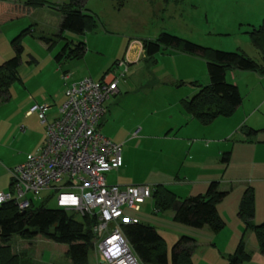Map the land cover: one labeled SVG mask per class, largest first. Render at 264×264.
Here are the masks:
<instances>
[{
  "label": "rangeland",
  "instance_id": "1",
  "mask_svg": "<svg viewBox=\"0 0 264 264\" xmlns=\"http://www.w3.org/2000/svg\"><path fill=\"white\" fill-rule=\"evenodd\" d=\"M8 1L24 4L25 0ZM67 3L68 0H45L43 7L14 8L15 18L0 21V65L15 55L12 41L22 31L30 30L19 38L23 52L15 70L17 80L11 83L7 96H0V123L12 116V110L20 107L28 94L47 98L54 95L53 101L60 102L56 95L60 96L67 84L83 77L98 81L108 71L107 75L117 79V92L104 103L99 131L121 145L124 160L118 170L106 173L107 182L155 186L176 179V184L165 187L180 199L202 194L205 189L198 190L203 180L218 182V190L227 192L215 206L224 220V227L218 233L206 227L193 229L172 222L171 211L155 214L153 202L149 200L139 212H129L143 224L156 228L165 243L169 264L171 246L179 236L195 240L191 253L193 264H227V258L241 238L251 256L245 264H264V255L258 252L253 233L244 232L235 215L242 190L247 185H258L255 179L264 178V159L260 157H264V80L240 78L237 74L240 70L228 69L225 81L232 84L233 72L241 97L234 114L229 118H215L207 125L191 124L186 132H179L174 129L179 115L191 117L179 101L196 93L197 87L192 82L199 86L208 83L205 60L173 48H162L146 59L141 51V41L155 40L166 33L202 48L239 52L261 64V52L252 46L245 33L260 24L264 0H86L83 12L92 16L95 26L84 35L64 32L61 39L57 37L62 20L58 9ZM44 38L55 41L50 50ZM64 42H84L87 49L84 56L57 65L53 56ZM138 49L139 55L134 58L133 53ZM259 75L264 79V75ZM254 107L255 111L250 114ZM54 108L48 115L49 120L54 119ZM238 120L243 121L240 124L244 127L257 130L254 136L242 137L241 129L235 128ZM35 123L44 128L38 117H33L23 123V131L18 132L28 135ZM167 135L177 138L178 143L164 139ZM242 138L243 142H237ZM32 144V138L23 141L18 134L11 147L27 155L36 152L30 153ZM226 151L230 152V157L228 163L223 164L219 159ZM2 175L5 174L0 168V187L5 186L0 193L6 194L9 190ZM194 180L197 182L190 187V181ZM260 187L256 198L262 212L264 191ZM48 194L50 192H42L38 197L27 195V198L38 205ZM48 206L56 208L55 197ZM74 218L82 219L77 213ZM9 245L14 252L24 251L26 258H23L28 259V264H71L65 256L66 245L42 236L32 241L13 236ZM95 257L92 249L89 261Z\"/></svg>",
  "mask_w": 264,
  "mask_h": 264
},
{
  "label": "trees",
  "instance_id": "2",
  "mask_svg": "<svg viewBox=\"0 0 264 264\" xmlns=\"http://www.w3.org/2000/svg\"><path fill=\"white\" fill-rule=\"evenodd\" d=\"M85 1L68 0L67 4L58 9L62 15L58 38L62 39L64 32L84 35L95 26L92 16L83 12ZM43 6L45 0H25L24 4L0 0V21L15 18L14 8L33 9ZM24 32L30 30L22 31L12 41L15 51L13 58L0 65V96H7L11 83L17 80L15 70L20 65V56L23 52L19 38ZM245 34L252 46L261 52V64H256L239 52L202 48L166 33H161L155 40L141 41V46L145 59L159 53L162 48H173L185 54L198 55L205 60L208 83L199 86L192 82V85L197 87L196 93L189 99H181L179 102L182 109L198 124L207 125L215 118L229 117L240 105L241 98L237 88L225 81V72L228 69L264 73V16L258 26L251 27ZM43 41L47 44L48 50L55 43L54 40L47 38ZM86 50L84 42L77 44L64 42L54 55V61L57 65H61L67 60L82 58ZM107 73L108 71L98 81H101ZM228 156L229 153L225 152L221 157V163L226 164ZM226 194L227 192L218 190L217 182L211 181L202 194L180 199L164 185L159 184L153 186L151 200L155 214L171 211L172 222L193 229L206 227L210 232L218 233L224 227V223L217 214L215 206ZM52 197L53 192H50L38 205L30 199L29 207L23 211H20L14 202L0 205V264L29 263L22 254L12 253L9 242L13 236L28 241L42 236L54 243L66 245L68 248L65 256L71 264H89V252L94 250L92 230L94 219L84 215L79 221L74 218L75 212L50 208L48 202ZM253 213V192L250 187H246L239 200L236 216L243 225V231L249 230L253 233L258 252L264 254V222L253 225ZM123 233L142 264H166V246L154 227L140 222L136 225L124 226ZM194 248V239L179 236L171 246L170 264H193L191 253ZM249 259L250 255L245 252L241 238L227 258V264H243Z\"/></svg>",
  "mask_w": 264,
  "mask_h": 264
},
{
  "label": "built area",
  "instance_id": "3",
  "mask_svg": "<svg viewBox=\"0 0 264 264\" xmlns=\"http://www.w3.org/2000/svg\"><path fill=\"white\" fill-rule=\"evenodd\" d=\"M116 92L112 75L101 81L83 77L66 86L54 120L46 118L47 104L33 105L27 114L35 113L44 126L43 143L9 171L11 189L0 193V205L14 202L23 211L30 205L27 195L53 192L56 208L94 219L93 247L100 263L141 264L123 228L140 223L129 212L141 210L153 186L107 182L106 173L122 166L121 145L103 136L99 124L105 101Z\"/></svg>",
  "mask_w": 264,
  "mask_h": 264
},
{
  "label": "crops",
  "instance_id": "4",
  "mask_svg": "<svg viewBox=\"0 0 264 264\" xmlns=\"http://www.w3.org/2000/svg\"><path fill=\"white\" fill-rule=\"evenodd\" d=\"M48 50V49H47ZM141 51L143 52V50L141 49ZM139 52L140 50L138 49L137 52L133 53V57L136 58V56L139 55ZM131 55V53H130ZM54 57V56H53ZM130 61H133L131 58H130ZM60 68V70L62 69V67H58ZM59 71H57L58 73ZM241 73H237L238 76L240 78H249V77H252L254 78L256 81L258 80H264L262 77H259V73L257 72H246V71H239ZM63 75H66L65 73ZM259 75V76H258ZM261 75H264L261 74ZM102 77V76H101ZM231 83L232 85H234L237 90H238V81L235 80L234 78V75H233V72H231ZM208 82V81H207ZM68 85V84H67ZM66 85V86H67ZM66 88V87H65ZM64 92H65V89L63 91V93L59 96V95H56V99H58L60 102H56V101H53V97L51 98H47V97H44V96H40L39 94H28V97H26V100L24 103H21L22 105L20 107H15L13 110H12V116L9 118V119H6V120H2L3 123H0V168L1 170L4 172L5 175H2L5 180H6V185H7V188L6 190H9L10 191V183H11V177H10V174H9V171L15 167L16 165L22 163L24 160H25V157H26V154L24 155L23 153H19V152H16V150H13L12 149V144L15 143L16 139H17V136L19 134V136H22V139L23 141H26V140H30V138L33 139V144H32V148H31V151L30 153H32L33 151H37L38 148L42 145L43 143V139H44V128L42 126H38L37 123H35V127L33 129L30 130V133L27 135L26 133H21L23 130H21V134L18 132L20 131L22 124L23 123H26V121L29 119V118H33L36 119L37 116L35 117V113L31 114V115H28V111L29 109L33 106V105H41V104H47L49 106V110L46 112V118L48 121H52V120H49L48 119V115H50L49 113H51V109H53V107H55V116L53 117L54 119L58 116V109L59 107L61 106V104L63 103L64 99H65V95H64ZM239 93V92H238ZM240 95V94H239ZM61 97V98H60ZM47 99V102L43 101L44 99ZM241 98V97H240ZM241 104V102H240ZM239 107V106H238ZM237 107V108H238ZM255 111V107L252 108L250 110V114L253 113ZM234 114V112L232 113V115ZM230 115V116H232ZM229 116V117H230ZM227 117V118H229ZM53 119V120H54ZM1 120V119H0ZM244 121V119H243ZM242 121V122H243ZM191 122V123H190ZM242 122H236V127L235 128H239V130L243 133L242 137L245 136L246 138H250L252 136H254V134L257 132V130H253L252 128H246L244 127L243 125H241L240 123ZM191 124H193L195 126V124H198L194 121V119H192L191 117L189 116H185V115H179L178 119L176 120V123L174 124V129H176V131H183V132H186L185 130L192 126ZM199 125V124H198ZM193 126V127H194ZM24 128V127H23ZM171 128H168V130H170ZM182 129V130H181ZM226 135H230V134H226ZM232 137V136H231ZM230 137V138H231ZM229 138V139H230ZM164 139H173L176 141V143H178V139L175 138V137H170L167 135L164 137ZM242 139L238 140L237 142H243ZM185 141V140H183ZM217 149H215V151L213 152L214 155L217 154ZM2 151H4V153H1ZM229 153V156H228V160H229V157H230V152L229 151H226ZM225 152H223L221 154V157L222 155L224 154ZM28 155V154H27ZM122 155V154H121ZM221 157H220V162H221ZM261 158L264 159V157L261 155L260 156ZM123 155H122V166H123ZM228 163V161H227ZM226 163V164H227ZM121 166V167H122ZM262 166L264 167V162L262 163ZM249 182L253 181V180H248ZM254 181H256V183H258V185L254 186V184H252V187L247 185V187H250L252 189V192H253V198H254V213H253V218H252V224L253 225H258L262 222H264V211L261 212L259 206H258V203H257V198H256V190L260 187V185H263L264 186V178H257L255 179ZM178 181L175 179V181H165L164 184L163 182H160V185H164L166 186L167 184L168 185H174L176 184ZM191 183L189 184L190 187L194 186V184L197 182V180H194V181H190ZM211 182L210 180L207 182V180H203L201 183H200V190H198V192L202 191V189H206V186L207 184ZM218 183V182H217ZM120 186H124V185H120ZM5 187V186H4ZM4 187H0V192L2 191L1 189H3ZM246 188V187H245ZM244 188V189H245ZM262 191H264V187H260ZM170 191V190H169ZM205 191V190H204ZM244 190H242L241 192V195L243 193ZM173 193V192H172ZM174 194V193H173ZM197 194H200V193H197ZM197 194H194V195H197ZM194 195H188V196H194ZM241 195H240V198H241ZM186 196V197H188ZM239 198V200H240ZM149 201H152L151 199ZM148 202V201H147ZM146 202V203H147ZM145 203V204H146ZM239 203V201H238ZM144 204V205H145ZM238 206V204H237ZM237 211V209H236ZM236 211H235V215H236ZM171 217H172V212H171ZM222 220V219H221ZM224 221V220H222ZM224 223V222H223ZM156 229V228H155ZM158 232V231H157ZM161 236V235H160ZM162 237V236H161ZM256 243V242H255ZM257 247V246H256ZM12 250V248H11ZM245 250V249H244ZM24 251H19V252H14L12 250V253L13 254H22L23 257L24 254H23ZM246 252V250H245ZM65 253H66V250H65ZM248 255H250V253L246 252ZM261 254V253H260ZM264 255V254H262ZM95 258L92 262L89 261V264H103V263H100V261L98 260V257L95 253ZM251 257V256H250ZM26 258V257H25ZM68 259V258H67ZM28 260V259H27ZM69 260V259H68ZM250 260V259H249ZM248 260V262H249ZM70 261V260H69ZM192 261V260H191ZM248 262H244L243 264L245 263H248ZM71 263V262H70ZM193 263V262H192ZM166 264H169V259H168V255H167V262Z\"/></svg>",
  "mask_w": 264,
  "mask_h": 264
},
{
  "label": "snow or ice",
  "instance_id": "5",
  "mask_svg": "<svg viewBox=\"0 0 264 264\" xmlns=\"http://www.w3.org/2000/svg\"><path fill=\"white\" fill-rule=\"evenodd\" d=\"M113 87H115V86H113Z\"/></svg>",
  "mask_w": 264,
  "mask_h": 264
}]
</instances>
